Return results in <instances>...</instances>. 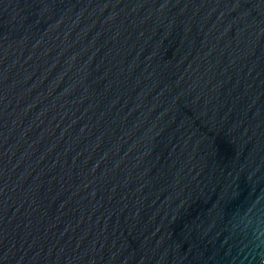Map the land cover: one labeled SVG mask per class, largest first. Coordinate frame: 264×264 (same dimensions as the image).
I'll list each match as a JSON object with an SVG mask.
<instances>
[{
	"label": "water",
	"instance_id": "water-1",
	"mask_svg": "<svg viewBox=\"0 0 264 264\" xmlns=\"http://www.w3.org/2000/svg\"><path fill=\"white\" fill-rule=\"evenodd\" d=\"M257 201L264 0H0V264H236Z\"/></svg>",
	"mask_w": 264,
	"mask_h": 264
},
{
	"label": "clouds",
	"instance_id": "clouds-1",
	"mask_svg": "<svg viewBox=\"0 0 264 264\" xmlns=\"http://www.w3.org/2000/svg\"><path fill=\"white\" fill-rule=\"evenodd\" d=\"M236 264H264V206L257 201L233 225Z\"/></svg>",
	"mask_w": 264,
	"mask_h": 264
}]
</instances>
